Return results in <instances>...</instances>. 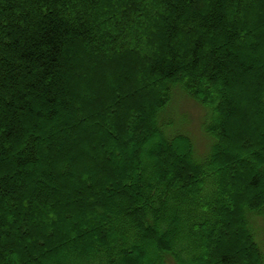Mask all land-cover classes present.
<instances>
[{
  "label": "trees",
  "instance_id": "trees-1",
  "mask_svg": "<svg viewBox=\"0 0 264 264\" xmlns=\"http://www.w3.org/2000/svg\"><path fill=\"white\" fill-rule=\"evenodd\" d=\"M260 2L0 0V264H209L211 248L219 264H264L253 228V218L264 217V156L254 166L239 158L251 159L258 149L264 155V126L248 125L249 107L264 114V61L256 43L264 28L251 12ZM117 24L126 28L125 39ZM156 28L166 52L150 53L144 85L156 89L135 110L140 125L129 131L134 119L127 123L128 108L119 107L128 97L112 86L105 109L117 144L110 132L99 137L98 165L76 180L91 195L70 199L54 188L66 147L48 123L72 132L85 103L74 77L127 42L144 57ZM240 47L253 56L243 60ZM249 76L256 82L241 108L234 94L239 84L247 88ZM177 89L207 109L204 130L213 143L202 157L191 137L166 132L162 114ZM87 98L97 103L96 95ZM154 136V148L141 154ZM102 145L116 147L120 157L125 151L116 169L106 164ZM104 174L114 190L103 187ZM225 229L230 241L217 239Z\"/></svg>",
  "mask_w": 264,
  "mask_h": 264
},
{
  "label": "rangeland",
  "instance_id": "rangeland-1",
  "mask_svg": "<svg viewBox=\"0 0 264 264\" xmlns=\"http://www.w3.org/2000/svg\"><path fill=\"white\" fill-rule=\"evenodd\" d=\"M110 0H105V2H109ZM109 4V3H108ZM258 11L255 13V11L251 10L252 13L255 15H258V20H256V24L259 22L261 24V27L264 28V0L262 2L258 3ZM157 18V19H156ZM155 19L158 22H162L161 16L155 17ZM117 31L120 32L122 36H124V39L126 37V28L122 27L120 24H117ZM131 29V28H130ZM155 34L150 38L151 43V50L146 51L144 53V57H141V55H137L135 48L129 47V42H127V47H118L119 50L110 51V55L105 58L98 57L96 58L97 64L95 66H90L89 69H87V73L84 74V76L76 75L74 77V80H77L76 83H79V97L82 101H84V105L80 106V108L83 110L84 113V119H80L77 117L78 124L76 127H73V131H67L65 129H61V125H57L56 123H48V125H54V130L56 133L60 132V134H63L64 136V143L63 146L66 147L65 154H62L57 159V163L55 164L56 170L60 173L61 178H59L56 181V188L57 191L62 190L63 188L66 190L67 195L69 198H73L78 196L79 198L85 197L86 199L89 198L91 195V191L82 193L80 190L81 183L77 182L78 175L83 172V175L86 173L93 172V170L98 165V159L100 160V154L98 153L99 149L98 147L94 145L97 140H99V137L102 135H105L104 133L110 132L109 135L112 138L111 143L115 144V141L113 139H116V144L118 137H116L112 131L107 127V120L108 118V109L106 111L105 106L107 103L111 101V94L113 92L112 86L116 87L121 86L124 90V95L128 98H124L123 104L120 105L121 101L118 103L120 105V110H123L125 108H128V115H127V123L130 121V119H134L133 122L129 123L128 129L129 131L134 128L135 125H140V116L134 114L135 110L140 107V105H147L152 96L154 95L153 91L154 89H148L144 82L146 81L144 79V73L147 71V63L150 59V53L152 49H156L158 52L157 54H164L166 52L165 49V36L164 32L161 30V28L155 29ZM258 38V39H257ZM256 43H260L259 47V54L260 58L264 61V29L262 32V35L260 34L259 37H257ZM103 41V38H102ZM129 41V40H127ZM117 42V41H115ZM103 44V43H102ZM248 44V43H247ZM119 46V45H118ZM245 46V45H243ZM247 46V45H246ZM135 51V52H134ZM241 53V58L243 60H248L251 58L252 52L248 51L247 48H241L238 50ZM143 52V51H142ZM155 53V52H154ZM82 62L86 60L88 57L83 56ZM247 83V88L244 86L238 85V92L234 94L236 98L240 97V107L243 108V97L246 95L247 91L250 92V89L253 88L254 79H252V76H249L245 78ZM164 86V83H163ZM249 87V88H248ZM251 87V88H250ZM244 89H247L244 91ZM244 91L245 94L239 96V93H242ZM131 92V93H130ZM157 92V90H156ZM130 93V96L128 95ZM96 95V102L92 106L88 105L90 103L88 100V96ZM130 97V98H129ZM101 99L102 102H101ZM98 102L100 104H98ZM106 102V104H105ZM108 105V104H107ZM98 107V108H95ZM257 106L249 107V111L251 113V116L249 118L248 125L250 126H256V125H263L264 126V114H259ZM108 108V107H107ZM140 110V109H138ZM103 114L101 120H97L95 114ZM78 114V113H76ZM145 114V113H144ZM207 112L205 108L200 104L199 101H197L193 96L189 95L188 93L184 91H176L174 94V98L167 108V111H165L162 114V120H164L167 123L166 126V132L168 134H177V133H183L193 138L196 148V153L200 157H202L204 154H207L212 146V140L211 138L204 132L203 130V123L206 119ZM154 119V117H153ZM236 121H234V126L238 124L239 119L235 118ZM56 125V126H55ZM104 125V127L102 126ZM261 127V126H260ZM53 128V127H51ZM49 128V130L51 129ZM59 128V129H58ZM47 129V128H46ZM58 129V131H57ZM156 131V129H155ZM157 133V131H156ZM156 136L151 138L152 140L146 141L144 147L141 149V154L144 153L146 150L145 148L150 146L151 149L154 148V144L157 141ZM152 141V142H151ZM111 144V145H112ZM119 146V144H118ZM122 146V145H121ZM102 151L106 153L107 155V161L106 164L112 165L116 167L120 166L124 159H125V151L122 157H120L119 153L117 152L116 147L112 146H101ZM98 154V155H97ZM255 156L253 158H241L242 160L246 161L248 164L254 166L256 163V160L259 158L257 156H264L263 153L258 149L255 150ZM237 155V153L235 154ZM99 156V157H98ZM238 157V156H237ZM71 162L70 166L67 168L66 163ZM97 164V165H96ZM260 165V163H259ZM112 166V167H113ZM239 166L236 167V169ZM165 168V167H164ZM104 172H106L104 170ZM231 176L236 174V170L230 173ZM104 181H103V187H106L108 191H112L115 188L114 187L108 188L107 180L108 175L104 174ZM107 176V178H106ZM234 177V176H233ZM233 177H231L233 179ZM127 183V182H126ZM233 183V181H231ZM128 184V183H127ZM92 193H96V190H92ZM245 201V200H244ZM68 206L73 208H78L77 205L68 204ZM74 209V210H75ZM79 209V208H78ZM78 209H76L75 214L77 215ZM94 213H98V207L91 205L90 210ZM229 211L233 210L232 206L228 208ZM88 210L84 211V214L81 215L82 217L86 216ZM80 216V217H81ZM64 223H68L69 219L67 218V215L64 217ZM257 235L259 236V239L256 238L258 242H260L262 252L264 253V217H257L255 220V226ZM84 232H90V230L83 228ZM13 232V231H11ZM232 232L234 233L235 237H237L240 234L239 228L232 227ZM223 237L217 236V239H230L232 238L230 233L225 229L223 230ZM225 236V237H224ZM239 245V244H238ZM21 247V243L19 245ZM240 249L243 248V246L240 245ZM216 249L211 248L210 249V256H209V264H219L218 263V257L215 255Z\"/></svg>",
  "mask_w": 264,
  "mask_h": 264
},
{
  "label": "bare ground",
  "instance_id": "bare-ground-1",
  "mask_svg": "<svg viewBox=\"0 0 264 264\" xmlns=\"http://www.w3.org/2000/svg\"><path fill=\"white\" fill-rule=\"evenodd\" d=\"M224 198V197H223Z\"/></svg>",
  "mask_w": 264,
  "mask_h": 264
}]
</instances>
